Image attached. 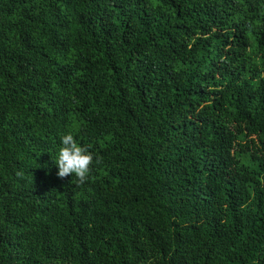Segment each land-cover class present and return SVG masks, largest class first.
<instances>
[{
    "label": "trees",
    "instance_id": "16d2710c",
    "mask_svg": "<svg viewBox=\"0 0 264 264\" xmlns=\"http://www.w3.org/2000/svg\"><path fill=\"white\" fill-rule=\"evenodd\" d=\"M0 264H264V0H0Z\"/></svg>",
    "mask_w": 264,
    "mask_h": 264
},
{
    "label": "clouds",
    "instance_id": "9594fccd",
    "mask_svg": "<svg viewBox=\"0 0 264 264\" xmlns=\"http://www.w3.org/2000/svg\"><path fill=\"white\" fill-rule=\"evenodd\" d=\"M96 159L92 151L80 143L71 131L59 135L53 159L59 178L71 175L79 183H85Z\"/></svg>",
    "mask_w": 264,
    "mask_h": 264
}]
</instances>
